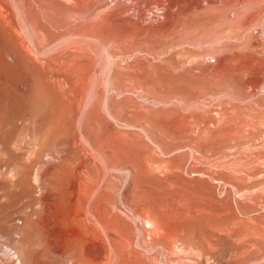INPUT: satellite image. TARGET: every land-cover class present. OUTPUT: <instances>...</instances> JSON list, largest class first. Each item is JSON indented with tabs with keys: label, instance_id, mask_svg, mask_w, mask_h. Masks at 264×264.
Listing matches in <instances>:
<instances>
[{
	"label": "rangeland",
	"instance_id": "1",
	"mask_svg": "<svg viewBox=\"0 0 264 264\" xmlns=\"http://www.w3.org/2000/svg\"><path fill=\"white\" fill-rule=\"evenodd\" d=\"M264 264V0H0V264Z\"/></svg>",
	"mask_w": 264,
	"mask_h": 264
},
{
	"label": "bare ground",
	"instance_id": "2",
	"mask_svg": "<svg viewBox=\"0 0 264 264\" xmlns=\"http://www.w3.org/2000/svg\"><path fill=\"white\" fill-rule=\"evenodd\" d=\"M16 261H17V264H21L18 256H16Z\"/></svg>",
	"mask_w": 264,
	"mask_h": 264
}]
</instances>
